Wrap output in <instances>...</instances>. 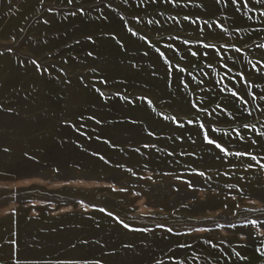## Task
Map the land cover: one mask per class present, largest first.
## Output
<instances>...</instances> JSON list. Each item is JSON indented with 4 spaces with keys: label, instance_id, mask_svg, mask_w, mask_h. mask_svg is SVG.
<instances>
[{
    "label": "rangeland",
    "instance_id": "obj_1",
    "mask_svg": "<svg viewBox=\"0 0 264 264\" xmlns=\"http://www.w3.org/2000/svg\"><path fill=\"white\" fill-rule=\"evenodd\" d=\"M0 264H264V0H0Z\"/></svg>",
    "mask_w": 264,
    "mask_h": 264
},
{
    "label": "snow or ice",
    "instance_id": "obj_2",
    "mask_svg": "<svg viewBox=\"0 0 264 264\" xmlns=\"http://www.w3.org/2000/svg\"><path fill=\"white\" fill-rule=\"evenodd\" d=\"M125 227H127V225H125ZM169 231H171V229H169Z\"/></svg>",
    "mask_w": 264,
    "mask_h": 264
}]
</instances>
